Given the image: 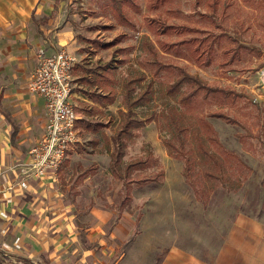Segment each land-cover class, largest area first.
<instances>
[{"label": "rangeland", "instance_id": "1", "mask_svg": "<svg viewBox=\"0 0 264 264\" xmlns=\"http://www.w3.org/2000/svg\"><path fill=\"white\" fill-rule=\"evenodd\" d=\"M36 1L33 10L36 22L31 19L29 10L17 19L10 17L0 29V94L11 82L27 93L24 86L36 67L38 51L53 52L60 48L56 34L68 23L69 35L75 40L74 52L78 48L77 52L80 53L79 56H75L74 52L69 53L76 62L73 77L94 78L103 66L111 64V84L116 91L111 111L105 112H111L114 118L106 114L88 113L84 108H78V113L84 112L90 121H109L110 125L103 129L109 136L118 123V110H125L127 105L136 118L153 119L148 128L132 130L134 137L126 142L119 170L122 172L126 164L144 161L131 168L127 189L106 165L107 154L102 152L101 158L98 157L104 164L94 161V150L103 143L101 140L97 147L91 146V134L81 136V141L74 148L76 152L85 146L86 151L77 155L71 153L58 172L57 188L62 194L60 207L69 210L68 219L78 228L83 246H91L94 250L95 258L103 259V264L120 260L126 249V239L138 240L140 245L158 246L155 252H160L165 243L180 240L201 242L202 246H206L210 241L227 239L231 224L239 214L256 215L264 208V0H218L215 12L209 8L211 0H168L157 11L150 13L146 9L147 0H130L134 6L125 0H116L125 16L122 24L112 6L115 0H33V4ZM15 6H21V2L17 1ZM147 15L157 16L168 24L186 25L199 30L183 37L222 34L221 47L213 64L198 67L186 55L161 51L153 35L145 28ZM31 35L36 40L28 37ZM116 38H120V41L114 47L99 48V42H110ZM161 39L169 42L176 40L175 36ZM237 43L259 48L262 53L260 57H255L243 52L240 61L222 66L224 60L219 55L222 48L229 49ZM145 44L153 45L156 54L151 53ZM115 48L125 51L115 53ZM62 49L67 50L65 47ZM155 61L182 67L200 77L207 85L234 90L241 97L230 103L214 97L206 100L199 95L193 103L184 105L180 97L189 92L190 87L183 84L179 92L168 94L166 88L176 80L177 75L167 70L155 72ZM77 82L74 79L76 90L78 84L86 89L93 87L85 81ZM127 93L128 99L125 97ZM141 97L143 99L138 101ZM213 111L234 118L238 125L211 117L209 114ZM200 116L206 117L213 126L219 144H211L206 138L207 132L199 122ZM37 120L32 130L35 138L41 132L40 118ZM196 135L216 156L222 172L197 149ZM162 140L171 144L169 150L180 157L177 160L182 167L184 160L188 161L185 171L188 181L193 182L203 194V201L195 196L201 203V210L195 208L192 197L194 190L182 171V188L186 189L183 195L186 200L183 202L178 201L179 197L170 195L176 193L178 196L183 191L173 168L168 174L169 189L159 191L156 184L139 185L135 182L151 178L164 170L157 155L159 146L165 149ZM223 150L231 155L223 153ZM94 164L99 169L83 177V166L91 167ZM207 172L214 173L215 178H208ZM164 178L160 177L159 180ZM170 196L174 200L168 201ZM147 199L151 201L148 219H145ZM185 204L188 205L187 214L180 217L183 222L179 224L180 218L173 217L168 211L173 208L180 214ZM168 221L175 226L184 223L185 231L167 230L169 226L165 223ZM97 222L104 232L92 235L91 229ZM118 223L122 224V231L132 229L130 238L124 237L121 229L118 231L121 234L119 238L112 235ZM88 234L90 239L86 237ZM235 239H242V235H236ZM115 243H119V247ZM140 251L141 248L134 250L137 253ZM5 255L15 257L10 253ZM0 257L9 260L5 256Z\"/></svg>", "mask_w": 264, "mask_h": 264}, {"label": "crops", "instance_id": "2", "mask_svg": "<svg viewBox=\"0 0 264 264\" xmlns=\"http://www.w3.org/2000/svg\"><path fill=\"white\" fill-rule=\"evenodd\" d=\"M17 1L21 2V6H15ZM36 4L37 1L33 4V0H0V29L10 17L17 19L27 14L29 10L31 19L36 22L33 16ZM69 30L68 23L61 27L56 34L57 44L60 48L53 52L45 51V53L53 54L63 50L62 47L67 49L68 54L74 52L75 40L69 35ZM24 33L27 36L26 32ZM28 37L36 40L33 35ZM77 49L74 52L75 56L80 54ZM74 68L72 73H74ZM81 78V75L73 77L78 82ZM28 80L29 76L24 86L25 89ZM19 87L21 86H16L11 82L4 93L0 94L2 113L0 116V255L9 259L0 257V262L2 264H103V259L94 257V250L91 249V246H83L78 228L73 221L68 219L69 210L60 207L62 194L57 188L59 184L57 177L62 166L56 174L49 173L41 177L35 176L26 167L30 161L29 152L44 133L47 114L42 99L28 91H26L28 94L25 93ZM77 87L78 90L100 91L98 85H93L92 89H86L79 84ZM73 103L76 110L85 108V105L96 106L104 113L111 111L114 105V103L104 107L97 105L80 91H74ZM83 104L84 106H82ZM100 115L104 116V114ZM85 116L84 112H77L78 118ZM38 118L41 122V132L35 138L32 130ZM148 124L145 125L147 128ZM105 134L110 137L113 133L110 136L106 132ZM101 146L102 144L97 150H94L96 157L94 161L104 164L103 160L98 159V157L101 158L100 154L105 153ZM165 149L159 146L157 152L159 161L166 172L161 170L164 172L165 178L162 180V184L158 185V190L170 188L168 174L172 168L178 174V185H182V188L184 186V178L181 176L183 167L177 159L170 157ZM24 151H26L25 154H23ZM76 153L74 152V155H77ZM109 161L108 157L107 166ZM182 190L178 196L176 193H170V195H174V198L179 197L178 201L183 202L186 200L183 198L186 189L182 188ZM192 197L195 208L201 210V203L196 200L194 194ZM172 200L174 199L170 196L168 201ZM150 201L151 199H147L145 219H148ZM197 204L198 206H196ZM187 208L188 205L181 210L180 214L176 213L173 208L168 213H172L173 217H185ZM173 210L174 212H172ZM178 222L179 224L183 222V218H180ZM165 225L169 226L167 230L173 232L185 231L186 228L184 223L181 226H175L168 221ZM122 227V224L118 223L112 235L119 238V235L122 234L124 237L130 238L129 233L132 229L122 231ZM87 230L85 229V231ZM119 230L121 234L118 232ZM96 232H104L100 230L98 222L91 229L92 235ZM239 234L242 235V239H235V236ZM86 237L90 239V234ZM125 243L126 249L123 256L111 264H264V208H261L256 215L239 214L236 221L231 224L227 239L210 241L206 243V246H202L201 242L187 243L180 240L165 243L160 248V252H155L154 249H158V246L140 245L138 240L131 239L130 241L126 239ZM115 246L119 247V243H115ZM136 248H141L140 253L134 252ZM7 253L15 257L6 256Z\"/></svg>", "mask_w": 264, "mask_h": 264}, {"label": "trees", "instance_id": "3", "mask_svg": "<svg viewBox=\"0 0 264 264\" xmlns=\"http://www.w3.org/2000/svg\"><path fill=\"white\" fill-rule=\"evenodd\" d=\"M125 1H127L130 5L134 6L133 2H131L130 0H125ZM167 2L168 0H147V4H146L147 12L150 13L157 11L162 5H165ZM217 3L218 0H211V2L209 3V8L212 12L216 11ZM112 6L114 8L117 17L120 20V23L121 24L124 23L123 21H125V16L120 9L119 3L115 0ZM145 28L151 35H153L155 42L157 43L158 48L161 51L178 56L186 55L191 60H193L198 67H209L213 64V62L216 59V56L218 55L217 52L218 49L221 47V43L223 39L222 34H216V35L205 34L204 36L192 35L189 37H183L189 33L198 32L199 30L195 28H191L186 25L168 24L163 19H160L157 16H150V15L149 16L147 15L145 17ZM173 36H175L176 38V40H174L173 42H169L167 39H161V37L170 38ZM118 41H120V38H116L115 40L110 42H99L98 46L101 49H109L114 47L118 43ZM145 46L148 49H150L151 53H153L154 55L156 54V49L153 47V45L145 44ZM124 51L125 50L123 48H115L113 52L122 53ZM243 52L249 53L255 57H260L262 53L259 48L248 47L243 44L237 43L236 46H233L229 49L222 48L221 54L219 53V55H221L224 60L222 66L232 65L240 61L242 58L241 53ZM154 63L156 65L155 72H158L160 70H167L177 75L176 80L172 84H169L166 88V92L168 94H174L176 92H179L180 87L183 84L190 87V91L180 97V102L184 105H189L193 103L197 98V96L199 95L206 100L209 97H214L221 99L223 102L227 101L230 103H234L238 98L241 97L240 94L235 92L234 90L217 88L207 85L206 82L202 80L200 77L190 74L182 67L167 65L156 61ZM112 69L113 66H111V64H106L105 66L102 67L101 72L98 73L94 72L96 74L94 78H88V76H82V78L80 79V81H85L88 84L98 85L100 88L99 92L76 90V89H74V91H80L83 95L86 96L87 99L102 107L113 104L116 99L115 98L116 91L111 84L112 80L110 76L112 75ZM125 97L126 99L129 98L128 93L125 94ZM143 97H141L140 99L138 98V101L142 100ZM127 106L128 107L125 110H118L117 114L119 116V120L115 129L113 130V134L110 137H108L103 130L104 128H107L110 125V124L108 125L109 121L106 123L101 121L94 122L88 120L86 117L78 118L76 120V127L79 130L80 137L81 136L84 137L87 134L92 135L91 136L92 138L89 142L91 146H93L94 148L97 147L98 143L102 140L103 151H105V153H107L110 158L108 168L113 174V176L121 180L122 185L125 189H127L130 183L127 180V177L130 173L131 168L144 162L141 160L132 162L130 164H126L122 172L119 170V166L122 164V157L124 156L126 142L134 137L132 130L140 129L153 121L152 118H147V119L136 118L134 115H132L133 112L130 106L129 105ZM84 110L87 111L88 113L106 114L96 106L85 105ZM75 111L76 113L79 112L78 110H76V108ZM106 115L114 118V114H112L111 112H108ZM209 115L211 117L224 119L228 124L238 125V121H236L234 118L229 117L223 112L213 111ZM199 122L204 128V130L207 132L206 138L211 142V144L212 143L219 144V141L216 137V132L213 126L206 120V117L200 116ZM97 134L99 136H97ZM196 137L198 140L197 149L200 150L201 153L207 155V158L211 162L216 164L218 171L222 172L221 167L217 162L216 156L212 152H210L206 148V146H204L200 136L196 135ZM162 143L165 146L167 150V154L170 157L175 159L180 158L174 156L172 152L169 150V148L172 146L171 144H169L168 141L162 140ZM73 151L69 153V156ZM83 151H86L85 146L83 149L78 148L76 152L80 154ZM223 153L231 155V153L227 150H223ZM188 164H189L188 161L184 160L182 175L185 177L187 183L194 190V194L197 197V200L203 201L204 200L202 196L203 194L198 191V189L196 188L193 182L188 181L187 174L185 172L188 168ZM97 167L98 166L96 164H94V166L91 167H85L82 172L83 177L86 176L87 174H90L91 172H94L97 169ZM206 176L208 178H215V174L211 172H207ZM160 177H164L163 171H160L151 178H142L135 180V182L139 185H143L147 183L161 185L162 180H159ZM127 198L128 196H126L125 199ZM0 264L2 263L0 262Z\"/></svg>", "mask_w": 264, "mask_h": 264}, {"label": "built area", "instance_id": "4", "mask_svg": "<svg viewBox=\"0 0 264 264\" xmlns=\"http://www.w3.org/2000/svg\"><path fill=\"white\" fill-rule=\"evenodd\" d=\"M74 66V58L64 50L37 53L36 67L26 89L44 102L47 122L42 137L29 152L30 161L26 165L35 176L56 174L79 142L73 103Z\"/></svg>", "mask_w": 264, "mask_h": 264}]
</instances>
